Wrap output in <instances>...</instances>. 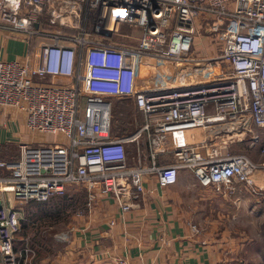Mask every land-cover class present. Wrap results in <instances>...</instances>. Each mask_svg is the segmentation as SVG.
Listing matches in <instances>:
<instances>
[{
	"label": "built area",
	"instance_id": "1",
	"mask_svg": "<svg viewBox=\"0 0 264 264\" xmlns=\"http://www.w3.org/2000/svg\"><path fill=\"white\" fill-rule=\"evenodd\" d=\"M50 1L0 0V29L25 33L35 46L31 59L26 54L22 61L0 52V106L21 112L28 129L56 136L22 142L17 156L0 159V264H19L14 236L20 210L13 200L43 201L77 183L86 192L78 212L91 208L94 185L125 211L138 204L144 173H156L157 184L167 187L178 168L192 170L203 186L256 184L253 174L263 163L221 150L198 134L172 150L175 161L169 164H157L151 154L149 165L129 166L125 143L151 125L157 133L152 145L173 129L235 137L264 128V0H62L88 12L89 20L84 17L70 34L39 27L40 9ZM200 19L215 26L228 22L219 57L230 73L135 89L141 57L190 59L184 53ZM121 24L139 30L134 43L122 40L130 35L120 33ZM128 96L145 123L113 136L112 99ZM191 229L198 231L194 223ZM113 264L130 263L119 257Z\"/></svg>",
	"mask_w": 264,
	"mask_h": 264
},
{
	"label": "crops",
	"instance_id": "2",
	"mask_svg": "<svg viewBox=\"0 0 264 264\" xmlns=\"http://www.w3.org/2000/svg\"><path fill=\"white\" fill-rule=\"evenodd\" d=\"M20 44L23 50L18 47ZM0 45L4 59L22 61L26 55L21 38L7 35L1 29ZM168 64L170 60L141 57L134 88L155 85L151 69ZM192 75L197 79L200 77L198 73ZM162 78L168 84L178 80L167 71L163 72ZM121 99L125 102L130 100L133 108L127 112L128 125L121 131L112 130L113 136L134 132L145 123V117L136 109L132 97ZM6 116L7 110H0V120L4 119V125L0 126L1 141L19 134L17 127L20 124L15 119L10 120L13 114ZM11 121L15 123L14 128L9 125ZM197 134L221 150L231 153L247 151L251 160L264 164V133L259 138L256 136L262 152L260 155L251 148L253 140L245 135H213L204 128L173 129L164 132L152 145L151 138L157 133L151 125L148 130H140L135 141L125 143L128 165L140 163L147 166L151 163V154L157 164H169L175 161L172 150L187 146ZM253 177L256 184L252 187L237 180L220 187L203 186L192 170L178 168L176 180L167 187H161L157 184L156 173L146 172L142 175L144 191L138 204L125 211L94 185L95 197L91 208L72 216L76 226L73 243L66 245L57 256L44 255L35 263L113 264L122 257L130 264H264V253L263 257L260 256V250H264V228L257 224L259 211L264 215V168L257 169ZM194 221L201 222L202 229L198 232L191 229L190 222ZM23 249L17 248V253ZM249 250H255L251 257L247 256ZM76 251H80V255Z\"/></svg>",
	"mask_w": 264,
	"mask_h": 264
},
{
	"label": "rangeland",
	"instance_id": "3",
	"mask_svg": "<svg viewBox=\"0 0 264 264\" xmlns=\"http://www.w3.org/2000/svg\"><path fill=\"white\" fill-rule=\"evenodd\" d=\"M39 17H38V25L39 27L47 30V31H59L61 33L70 34L72 32H77L78 28L75 26L82 25L83 18L85 17V23L89 20L88 12L78 6V4L73 2H64L62 0H51L46 5L42 6L40 9ZM95 15V12L91 13ZM78 21V22H77ZM68 24V25H66ZM228 22H224L221 25H213L211 20L200 19L198 25L195 27V32L193 36V43L191 44L189 50L184 53L186 57H190L189 60H184L183 62H171L168 66H162V68H152V79L156 81L155 85L158 86L161 82L166 83V80H163L162 74L163 72H170L171 76H175L178 78L177 82L173 84H178L180 82H185L187 80H195L193 74H200L201 78H211L217 77L219 74L228 75L230 70L228 69V64L226 60L219 57L220 56V46L222 42L223 35L227 32ZM1 31H4L1 29ZM120 33H126L130 35V38L123 37V41L128 43H134L135 37L139 34V30L137 28L129 27L126 24H121L119 27ZM4 32L7 35L11 36H19L21 40L25 43V52L29 54V59H31V54L35 51V46L33 43L32 37H27L25 33L19 32H10L5 30ZM1 46V45H0ZM24 49L20 44L18 46ZM33 61V58H32ZM173 66V67H172ZM165 68V69H164ZM197 70V71H196ZM141 75V74H140ZM139 75V76H140ZM141 75L140 77H142ZM171 84V83H169ZM168 84V85H169ZM149 86V87H153ZM117 102V104H116ZM127 102V101H126ZM125 99H112V130L113 131H121L123 127L128 125L127 121V112H130L129 108L132 107L131 101L129 100L126 104ZM122 106V107H121ZM124 107V109H122ZM10 108V110L8 109ZM133 108V107H132ZM131 108V109H132ZM7 110V118L9 115L13 114V119L16 120L20 126H18L19 134L17 137L7 138L4 141L0 140V159H9L14 158L18 154V145L22 142H31L35 139H43V141H50L51 138H56V136L48 133H38L32 131L26 127L23 123L22 113L12 107H3L0 106V110ZM13 109V110H12ZM136 111V110H134ZM138 112V111H136ZM140 112V111H139ZM138 112V113H139ZM132 113V112H131ZM141 113V112H140ZM3 119V118H2ZM0 120V126L4 125L3 120ZM9 120V121H10ZM13 121L9 122V125L14 128ZM6 126V125H5ZM261 133H264L263 128L252 127L251 132L247 133L245 136L247 139H252L251 148L255 150V153H259L261 155V150H259V143L256 142V136L258 138L261 137ZM257 138V139H258ZM36 141V140H35ZM40 142L37 140V143ZM247 154V151H243ZM248 155V154H247ZM2 170H0V173ZM4 172V171H3ZM67 193H71L69 200L67 197L65 198L64 204L66 205V210H60L58 215H55L52 218L43 217L41 220H36L34 218L28 217L25 215V207L28 206V201L20 202L17 200H13L11 205L14 207H18L20 210V222L21 228L14 236V243L18 244V247L14 246L15 251L17 252V248L22 247L24 250H21L19 256V264H36V260L45 256H57L63 249L72 244V239L75 237L73 233L75 232L76 226L73 224L72 216L75 214H82L78 212L79 206L73 207L75 203H79L82 205L81 207H85L83 202H85L86 192L85 188H83L80 184L74 183L66 186ZM35 201V200H34ZM31 210H36L40 208L38 206L30 205L28 206ZM42 208H46L44 205ZM85 213V212H83ZM259 217L257 218V224L264 228V215L259 211ZM39 218V217H38ZM23 219V221H21ZM250 219H243V221H249ZM194 223L197 226V230L200 231L201 222H190ZM23 225L27 228V235L23 233L22 228ZM197 231V232H198ZM61 232H67L66 236H62ZM33 238V241H30ZM261 241V237L259 242ZM43 246L42 249H36L37 246ZM74 245H72L73 247ZM42 250H46V252H40ZM79 250V249H78ZM25 252V254H24ZM39 252V253H38ZM75 252V250H74ZM255 252V250H249L247 253L248 257H251V254ZM78 255H80V251H76ZM264 250H260V256L263 257ZM247 260V259H246ZM244 264V262H242ZM246 264V262H245Z\"/></svg>",
	"mask_w": 264,
	"mask_h": 264
},
{
	"label": "trees",
	"instance_id": "4",
	"mask_svg": "<svg viewBox=\"0 0 264 264\" xmlns=\"http://www.w3.org/2000/svg\"><path fill=\"white\" fill-rule=\"evenodd\" d=\"M66 197H67V200H69V198L73 197V196H71V193H67V191H64L63 193H59V195H52L43 201L30 200V201H28L29 202L28 206L34 205V206H38L40 208H37L36 210H31L28 206H26L25 207V215L28 217L34 218L36 220H41V221H42L43 217H46L48 219L52 218L55 215H58L60 210H63V209L66 210V205L64 204ZM44 205L46 206L45 209L42 208ZM83 205H84V202H83ZM75 206L81 207L82 205H80L79 203H75L73 205V207H75ZM21 221H23V219ZM22 231L24 234H26V235L28 234V233H26L27 228L25 225H23ZM30 241H33V238ZM41 245L42 244H40V245L35 244V245H33V247L37 246L36 249H42L43 246H41ZM14 246L18 247V244L14 243ZM44 251L46 252V250H42L40 252H44Z\"/></svg>",
	"mask_w": 264,
	"mask_h": 264
}]
</instances>
